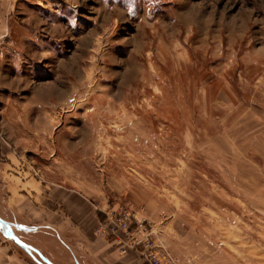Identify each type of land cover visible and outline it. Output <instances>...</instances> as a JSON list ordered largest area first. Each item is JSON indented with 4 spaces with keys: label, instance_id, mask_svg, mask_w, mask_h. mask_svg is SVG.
I'll return each mask as SVG.
<instances>
[{
    "label": "rangeland",
    "instance_id": "obj_1",
    "mask_svg": "<svg viewBox=\"0 0 264 264\" xmlns=\"http://www.w3.org/2000/svg\"><path fill=\"white\" fill-rule=\"evenodd\" d=\"M122 208L164 264H264V0H0V217L148 264Z\"/></svg>",
    "mask_w": 264,
    "mask_h": 264
},
{
    "label": "crops",
    "instance_id": "obj_2",
    "mask_svg": "<svg viewBox=\"0 0 264 264\" xmlns=\"http://www.w3.org/2000/svg\"><path fill=\"white\" fill-rule=\"evenodd\" d=\"M68 214L62 223H23L18 219L12 223L1 218L12 227L17 238L31 248L35 258L43 261L42 264H142L133 253L121 255L114 242L96 238L94 226L87 221L84 224V220L73 217L72 212ZM18 248L20 250L7 242L0 243V264H38Z\"/></svg>",
    "mask_w": 264,
    "mask_h": 264
},
{
    "label": "built area",
    "instance_id": "obj_3",
    "mask_svg": "<svg viewBox=\"0 0 264 264\" xmlns=\"http://www.w3.org/2000/svg\"><path fill=\"white\" fill-rule=\"evenodd\" d=\"M105 217L99 225L98 233L108 234L122 246L121 252L127 253L128 249H142L148 264H164L161 258L149 249L150 232L148 226L139 221L129 210H111L104 213ZM157 241H154V245Z\"/></svg>",
    "mask_w": 264,
    "mask_h": 264
},
{
    "label": "water",
    "instance_id": "obj_4",
    "mask_svg": "<svg viewBox=\"0 0 264 264\" xmlns=\"http://www.w3.org/2000/svg\"><path fill=\"white\" fill-rule=\"evenodd\" d=\"M0 224L7 230L8 234H9V238L10 240H12V242L14 244H16L18 247H20L22 250H24L25 252H27L38 264H42L40 261H38L35 256L32 254L31 252V248L24 245L15 235L12 227L6 222L4 221L1 217H0Z\"/></svg>",
    "mask_w": 264,
    "mask_h": 264
}]
</instances>
